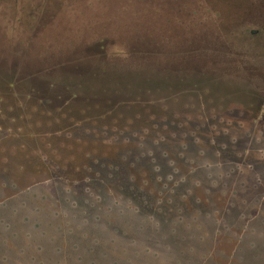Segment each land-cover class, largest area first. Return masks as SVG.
Returning <instances> with one entry per match:
<instances>
[{
	"label": "rangeland",
	"instance_id": "rangeland-1",
	"mask_svg": "<svg viewBox=\"0 0 264 264\" xmlns=\"http://www.w3.org/2000/svg\"><path fill=\"white\" fill-rule=\"evenodd\" d=\"M69 1L0 3V264H264V0Z\"/></svg>",
	"mask_w": 264,
	"mask_h": 264
},
{
	"label": "water",
	"instance_id": "water-1",
	"mask_svg": "<svg viewBox=\"0 0 264 264\" xmlns=\"http://www.w3.org/2000/svg\"><path fill=\"white\" fill-rule=\"evenodd\" d=\"M1 1L2 0H0V3H1ZM71 1L72 0H70L69 2H71ZM239 1H240V4L244 8L241 10H234L235 12L232 13L234 15V16H232V20H234V21H236V18L238 16H242V17L246 18L247 15L251 14V12L247 11L248 0H239ZM236 2H237V0H236ZM252 6L256 7L255 3L252 4ZM143 29L151 30L154 28L151 26H147L146 28H143ZM206 33H207V30H206ZM206 33H201V35L204 34V39L201 42L193 43V44L189 45L187 48H186L187 44L185 43V38H183L184 40L177 41V39H176L174 41L175 43H173V45H174L173 49L177 50L175 52L180 53L181 55L183 54L184 56H186V58H188L189 62L182 61L183 65H188V64L191 65V61L189 60V58H191L190 56H192L195 53L196 49H209V50L215 51V53H220V54L225 53L224 49L221 47L223 45L218 41L217 37H216V39H214V42H211V41L209 42L208 37L205 39ZM172 36H173V38H177L179 36L178 32L176 30L173 31ZM126 37L130 41L128 43V49L129 48L135 49L136 53L140 52V53L149 54L150 52H152V50H156L155 44L153 43L154 41L150 42V40L148 39L149 34H148V38H146L147 34L144 36L143 35L141 36V33L136 34V33L128 32V33H126ZM139 38H141L142 42H140ZM79 50L80 49H75L73 52L76 53V52H79ZM195 54H197V53H195ZM182 60H184V59H182ZM178 65L179 64H177V63L171 65V67H169L171 69L170 72L169 71L168 72L162 71V69H156L155 70L154 68H151L150 70H146L144 72V75H142L140 77V79L137 77H131V78H125L124 79V77L117 76V75H115V76L106 75V76H97L95 79L90 78L89 81L86 82V84H88L90 87H92V84L94 83V85H95L94 88L99 87L98 89H100L102 87L103 88L106 87L107 89H110L114 85H118L119 87L122 88V87L128 85L130 87V89H132L133 92H136L140 89L145 90V89H149V88L150 89L162 88V87H165V81L163 80L164 77L167 76L169 79L172 77L173 78L176 77L177 73L175 74V72L173 70H175L177 72L179 70V68L177 67ZM0 70H2V69L0 68ZM3 77H1V78L5 79ZM145 80H148V81H145ZM9 81L12 82L11 79H9ZM107 81H109V82H107ZM221 88L224 89L225 86H221Z\"/></svg>",
	"mask_w": 264,
	"mask_h": 264
},
{
	"label": "trees",
	"instance_id": "trees-1",
	"mask_svg": "<svg viewBox=\"0 0 264 264\" xmlns=\"http://www.w3.org/2000/svg\"><path fill=\"white\" fill-rule=\"evenodd\" d=\"M1 81H0V88H2L3 89V86H7V88L8 89H11L12 88V84H11V82L9 81V80H5V79H0ZM0 94H2L1 93V91H0ZM3 95V94H2ZM4 98V97H3ZM3 98H2V96L0 95V101L1 100H3Z\"/></svg>",
	"mask_w": 264,
	"mask_h": 264
},
{
	"label": "flooded vegetation",
	"instance_id": "flooded-vegetation-1",
	"mask_svg": "<svg viewBox=\"0 0 264 264\" xmlns=\"http://www.w3.org/2000/svg\"><path fill=\"white\" fill-rule=\"evenodd\" d=\"M186 11H188V10H186ZM186 19H189V20L185 23V27L192 26V23L190 22L192 18L191 17H187ZM166 25H168L170 27L172 25V23H170V21H168V23H166Z\"/></svg>",
	"mask_w": 264,
	"mask_h": 264
}]
</instances>
